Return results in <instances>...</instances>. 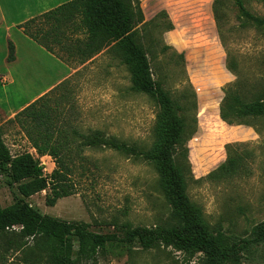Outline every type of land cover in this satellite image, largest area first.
I'll list each match as a JSON object with an SVG mask.
<instances>
[{"label": "rangeland", "instance_id": "374dc122", "mask_svg": "<svg viewBox=\"0 0 264 264\" xmlns=\"http://www.w3.org/2000/svg\"><path fill=\"white\" fill-rule=\"evenodd\" d=\"M134 5H135V0ZM143 19L136 24V40L145 50L154 81L180 108L186 126L185 143L176 156L191 202L200 207L212 235L234 244L252 240L264 223V119L255 126H230L221 119L225 89L242 81V96L250 101L264 95V29L240 16L234 0H139ZM246 9L264 18L260 0H243ZM80 20L75 19L76 23ZM65 48L55 47L73 70L61 88L50 94L49 106L72 112L84 134L101 131L141 150L152 147L159 107L150 97L132 90L131 74L114 44L82 64L79 49L88 41L85 30L65 31ZM26 55L14 65V83L0 80V109L18 111L66 72L56 56ZM29 56H32L31 58ZM10 63V62H8ZM234 67V70L231 69ZM9 71L0 52V74ZM36 71L37 73H34ZM40 71V72H39ZM50 93V92H49ZM1 131L14 156L29 152L38 159L26 132L0 111ZM88 177L73 179L78 195L46 204L49 190L28 200L47 217L84 222L99 234H120L123 227L156 229L174 225L172 208L152 164L135 157L99 149L85 152ZM230 157L240 161L237 176L218 173ZM44 175L56 165L39 159ZM82 171L80 170L79 173ZM14 191L0 176V204H14ZM16 257L13 264H21ZM15 261V262H14ZM82 264H204L172 248L131 251L108 247L96 261ZM235 264V263H230ZM238 264H264V242L251 245Z\"/></svg>", "mask_w": 264, "mask_h": 264}, {"label": "trees", "instance_id": "16d2710c", "mask_svg": "<svg viewBox=\"0 0 264 264\" xmlns=\"http://www.w3.org/2000/svg\"><path fill=\"white\" fill-rule=\"evenodd\" d=\"M240 16L264 29V18L251 14L243 0H234ZM264 4V0H260ZM214 15L219 21L218 5ZM75 0L18 26L28 38L56 56L68 66V61L55 51L65 48V33L72 23L74 30H85L88 41L79 49L84 64L106 46L114 44L122 62L131 74L132 90L153 99L159 107L154 126V143L148 150L130 146L117 138H107L101 131L84 134L73 122L72 112L49 106L50 94L42 96L17 114L14 121L26 132L38 159L29 152L14 156L4 141L0 128V176L14 191V204H0V264H82L96 261L108 247L131 251L134 247L149 251L158 247L172 248L190 259L203 256L204 264H238L251 245L264 242V223L253 232L252 240L226 243L212 235L203 218L202 209L194 205L176 156L185 143L186 126L180 108L162 86L154 81L150 62L136 40V24L143 19L140 1L135 0ZM80 20L76 23L75 19ZM15 46L9 44L8 62H15ZM67 61V62H66ZM69 67V66H68ZM231 69L234 67L231 65ZM242 81L225 89L221 104V119L230 126H255L264 119V95L247 101L242 96ZM108 149L118 154L143 159L153 165L160 187L172 208L174 225L156 229L123 227L120 234H99L84 222H67L47 217L32 207L28 200L49 190L46 204L54 207L61 199L78 195L73 179L77 174L88 177L87 150ZM50 157L55 169L44 175L40 158ZM240 161L230 157L219 168L228 177L238 175ZM82 171L79 173V171ZM14 261V262H15Z\"/></svg>", "mask_w": 264, "mask_h": 264}, {"label": "crops", "instance_id": "0c3cea01", "mask_svg": "<svg viewBox=\"0 0 264 264\" xmlns=\"http://www.w3.org/2000/svg\"><path fill=\"white\" fill-rule=\"evenodd\" d=\"M72 1L75 0H0V52L3 63L7 64V68L9 70L4 74H0V80L4 85L6 83H14V80L11 77V68L22 59L24 54H35L34 56H37L40 59L45 57L46 60L52 56L44 48L28 38L21 30L18 29V26ZM10 43L15 46L16 60L12 63H8ZM29 57L31 58L32 56ZM65 68V75L60 80L43 90L36 98L27 103L20 110L5 114L0 109L2 116L8 120H14L18 113L69 79L73 74V70L67 65ZM34 73L37 72L34 71Z\"/></svg>", "mask_w": 264, "mask_h": 264}]
</instances>
